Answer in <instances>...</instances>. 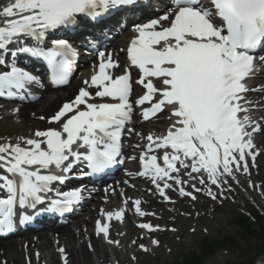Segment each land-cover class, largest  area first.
Instances as JSON below:
<instances>
[{"label": "snow or ice", "instance_id": "1", "mask_svg": "<svg viewBox=\"0 0 264 264\" xmlns=\"http://www.w3.org/2000/svg\"><path fill=\"white\" fill-rule=\"evenodd\" d=\"M138 2L0 4V99L32 98L33 88L46 90L45 79L51 85L68 84L79 55L68 33L85 21L100 24L113 11ZM132 32L120 49L126 55L124 65L113 52L88 41L97 50L98 64L73 99L52 115L38 117L49 127L14 140L0 137V234L12 232L17 221H31L34 214L71 212L84 189L65 190L70 177L98 176L122 164L123 136L133 130L129 125L136 115L143 122H165L159 132H136L144 143L135 147L140 149L136 175L148 179L153 194L167 203H175L167 190L192 201L198 199L194 193L214 201L227 198L231 182L239 183L237 174L250 177L257 167L261 149L255 139L264 134V115L255 113H264V82L253 86L252 81L264 77V0H169L166 11L134 23ZM21 57L44 62L46 78L20 66ZM19 111L12 109L14 114ZM248 187L264 196L251 179ZM120 196L121 206L101 209L94 228L97 237L117 247L120 241L111 238V222L123 223L129 211L140 218L156 215L142 208V199L123 191ZM137 227L154 247L160 241L152 233L177 231L150 222ZM88 247L94 251L91 243ZM137 247L150 250L144 244ZM58 251L68 264L66 250Z\"/></svg>", "mask_w": 264, "mask_h": 264}, {"label": "bare ground", "instance_id": "2", "mask_svg": "<svg viewBox=\"0 0 264 264\" xmlns=\"http://www.w3.org/2000/svg\"><path fill=\"white\" fill-rule=\"evenodd\" d=\"M7 0H0V4L6 3ZM146 22V21H145ZM128 39L126 40V44L128 43L129 39L133 35L132 27L128 31ZM117 44V43H116ZM116 44H113V47L116 46ZM125 48V47H124ZM114 49V48H113ZM111 49V52H113L114 59H118L121 63V65H124L126 62V55L124 52H120L119 50ZM109 51V50H106ZM86 54V53H84ZM98 64L97 54L94 57V61L89 65V68L87 70H82L80 72V75L78 77V80L75 82L69 83V85L60 90L61 92H51L49 90H45L44 92H39L38 95L28 101V104L21 105L17 108L20 109L19 113L14 114L12 111L7 113L6 116H4L5 121L3 122L4 118H1V123H5L6 127L9 128H16V131L12 134H8L9 132H6V136L13 137V140L17 136H28L30 135L34 130L37 128L44 129L49 127L50 125L47 123L46 120H40L38 119L39 116H49V113L57 106V104H62L66 101L71 100V91L73 88L77 86V89L81 87H84L83 81L86 79H89L92 75L96 65ZM117 73L120 72V69L115 70ZM135 76V71L133 73ZM259 79V78H258ZM258 79L254 80L252 84H254ZM254 86V85H253ZM139 87L137 86L138 90ZM89 91L93 92L95 91L94 88H90ZM78 93V92H77ZM251 97H254V94H249ZM6 105L0 104V111L5 110L4 108ZM7 109L9 107H6ZM35 113V115H33ZM258 116L264 115V113L257 112ZM8 120V123L6 124V121ZM13 121L15 125H11L9 122ZM138 123V122H136ZM161 125L165 126L164 121H157L155 123L151 122H141L138 124L142 128V132L145 134V130H154V131H160L163 129V127H160ZM145 129V130H143ZM148 132V131H147ZM5 135V134H4ZM2 136V135H1ZM0 136V137H1ZM133 142H135L134 137H132ZM137 141H142L140 138L136 139ZM258 146H264V134H260L256 136L255 139ZM131 143V142H130ZM127 150L131 151L132 146L129 144L127 146ZM257 169L259 171H262L261 178L264 180V157L262 154H260L257 159ZM120 174H122V171H120ZM123 176V175H122ZM238 180L239 183H232V191L231 192H225V197L227 198H221L222 204L226 202H231L232 199L235 198V196H239V188L245 189L247 192H249V195L252 198H256V194H254L250 189L246 186L245 180H249V176H245L243 174L238 173ZM131 183H133L134 189L131 190V188L127 187L125 183L122 181V178L117 179L116 182L112 183V189H115L114 194H110L108 191L106 194L102 193L101 196L106 195L107 202L104 203L100 200L99 196H95L93 199V202L89 203V205H85L83 210H86L85 217H81L80 219H75V217L71 226H60V227H53L47 230H41V231H31L33 232L32 235H26L21 237L17 240H7V241H0V264H2L3 261H6L7 264H20L19 261L21 260L22 254H24V251L27 253L29 257L32 258L33 264H40V260L45 258V253H48V262L49 264H59V261L57 260L58 256L61 254L59 252H55V248L63 247L66 250L68 264H110L108 259V252H107V246L102 241L101 237H97L95 234L93 227V222L96 221L98 216L99 209L97 208V205L104 206L106 209H112L114 207V203L118 204V189L120 191H123L125 196L127 197H134L142 199V208L145 211L149 212H155V216H146L148 217V220L155 225H166L169 222H173L172 220H169L168 217H173L175 222H180L183 225V228L185 229L186 225L189 223V220L183 219L179 214L180 211L185 212L187 214L191 213V206L194 205L195 202H199L202 204V200L207 201L205 195L203 193H194L198 196V199L194 202L191 199L187 197H180L178 193L173 192L171 190H167L168 195L172 198L175 203H167L163 201L161 197H159L158 194H153L154 190L150 189V183L145 177H140L138 175L134 177H127L125 176ZM252 177V176H251ZM184 179H188V177H184ZM197 186L200 185L197 183ZM151 190L148 195L147 191ZM191 191V189H188ZM215 190V189H214ZM104 203V204H103ZM95 206V208H91ZM131 207V203H130ZM107 211V210H106ZM138 216L133 214H130L129 212L126 213L125 216V224L126 229L128 232L129 241L130 240H136L137 237L143 236L140 234L139 228H137L134 224V220L137 219ZM114 224V221L111 222ZM161 226V227H163ZM79 229V232L76 234L73 230V228ZM95 228V226L93 227ZM88 235V239H84L81 241L83 231ZM92 229V230H91ZM116 233L119 232L117 229L115 231ZM160 233L161 236H164L165 234H168V231H160L156 232ZM174 233H170V237L172 238ZM57 240V245L53 243V240ZM125 241V246L128 243V240ZM91 243V245L94 248V251L89 249L88 245ZM144 244L146 245L147 240L146 237L143 236L142 239L137 240V244ZM137 244H134V247H137ZM148 247V246H147ZM116 248V247H115ZM118 249V248H116ZM150 250L148 252H143L140 249L132 250V254H135L137 259H140L143 256H148L152 252H160L162 251V247L159 245L158 248H149ZM126 250H120V254L122 255L123 259H125L128 256L129 250L124 252ZM34 252L41 253L38 255L39 261L37 262L34 257ZM122 262V261H121Z\"/></svg>", "mask_w": 264, "mask_h": 264}, {"label": "rangeland", "instance_id": "3", "mask_svg": "<svg viewBox=\"0 0 264 264\" xmlns=\"http://www.w3.org/2000/svg\"><path fill=\"white\" fill-rule=\"evenodd\" d=\"M127 33V32H126ZM124 33L120 38H118V42L116 46V50L122 49L123 43L126 40V37L128 35ZM113 48V47H112ZM111 50V49H110ZM96 55V54H95ZM94 56L88 59L85 66L82 68V70H87L89 68V65L94 61ZM81 70V71H82ZM79 71L72 82H75L78 80V77L80 75ZM77 89V86L73 88L71 91V95L75 93ZM61 89L58 90H52L51 92H61ZM2 105V104H1ZM61 104H57L55 108L49 113V116L54 113V111L60 106ZM7 107V106H6ZM4 108L5 110L7 108ZM15 107V106H13ZM9 110L12 108L9 107ZM7 114L4 111H0V117L4 118ZM0 118V136L1 135H8L12 134L16 131V128H9L6 127L5 123H1L2 119ZM5 121V118L3 122ZM8 123V120L6 121V124ZM11 125H15L13 121L9 122ZM6 132H9L6 134ZM261 149L262 156L264 157V146H257ZM251 162V161H250ZM257 165V162H256ZM134 174L133 172H131ZM262 174V171H259L257 167H253L251 169V176L249 177L256 185H259L262 189H264V180L260 177ZM123 181H127L123 179ZM128 182V181H127ZM236 183V182H234ZM128 185L131 190L134 188L129 182L125 183ZM245 184L248 187V180H245ZM250 191H252L254 194H256V198H252L249 195V192H245L246 190L243 188H239V196H235L234 199L231 200V202H226L222 204L218 200H212L211 198L206 197L207 201L202 200V204L199 202H195L194 205L191 206V213L187 214L185 212L180 211L179 215L183 217L185 220H189V223L186 225L185 229L183 228L182 223L175 222L173 217H168L169 220H172L173 222H169L162 228H175L177 231L172 232L168 231V234H165L164 236H161L160 233H157L156 238L160 241V246L162 247V251L160 252H152L147 257L143 256L140 259H137L135 254H132V250L138 249V247H134L135 245L132 244V240L129 241V235L126 229L125 221L123 223L117 222V224L111 223V231H114L116 228H118V233H123L124 235H118V233L114 232L113 239L120 241V246L117 247L115 245H109L105 241V244L107 246V252H108V259L110 264H180L184 256H187L188 254L192 252H198L201 242L204 239L209 240H220L224 237H231L235 240V247L231 246H225L224 249H222L220 252L214 253L209 255L202 264H226L230 262H238L241 259V256L244 254V251L246 249V246L242 239L239 238L240 229L233 223L234 217L238 215L239 213H247L252 210H257L260 212V214L263 217V220L260 224L253 223L254 230L257 232H260V230H263L264 233V196L261 195L260 190H254L250 187H248ZM121 192V191H120ZM119 192V193H120ZM150 191H147L148 195ZM119 195V194H118ZM246 197V198H245ZM118 203H121L122 197L118 196ZM100 205H97V208H99ZM95 208V206L91 207ZM131 212V211H129ZM149 212V211H147ZM85 217V215L82 213L75 219H80L81 217ZM98 218L100 219V212L98 215ZM74 220L71 221V223ZM251 221V220H250ZM141 222H150L148 220V217H137L135 221V226L137 227L138 223ZM252 222V221H251ZM71 223H68L67 226H71ZM156 224V223H155ZM74 232L77 234L79 232V229H74L72 227ZM195 229L193 232L191 229ZM83 235L81 238V241L84 239H88V235L84 233V229H82ZM113 233V232H112ZM170 233H174L173 237L171 238L169 235ZM21 238V236L19 237ZM18 236L11 237L6 240H17L19 239ZM155 238V237H152ZM128 240L127 245L125 246V241ZM149 239V238H147ZM150 242V239L147 240ZM53 243L57 245V240L54 239ZM141 244V243H140ZM118 249H116V248ZM152 247V246H151ZM158 248V247H157ZM120 250H129L128 256L123 259L122 255L120 254ZM124 251V252H126ZM55 252H59L58 248H55ZM38 252H34V257L37 262L39 261V258L37 256ZM41 254V253H39ZM135 257V259H133ZM48 253H45V258L40 260V264H49L48 262ZM57 260L59 261V264H63L62 258L59 255ZM122 261V262H121ZM20 264H33L32 258L27 255V253L24 251V254L21 256V260L19 261ZM251 264H264V256L261 257L258 261L252 260Z\"/></svg>", "mask_w": 264, "mask_h": 264}, {"label": "trees", "instance_id": "4", "mask_svg": "<svg viewBox=\"0 0 264 264\" xmlns=\"http://www.w3.org/2000/svg\"><path fill=\"white\" fill-rule=\"evenodd\" d=\"M251 217L254 222L261 223L262 218L257 211H253ZM233 223L240 229L239 238L243 240L246 249L238 262L227 264H251L253 259L264 256L263 230L261 229L260 232L254 230L253 223L243 214L236 215ZM235 245V240L231 237H224L216 241L204 239L200 244L199 251L184 256L180 264H202L209 255L220 252L225 246L235 247Z\"/></svg>", "mask_w": 264, "mask_h": 264}]
</instances>
